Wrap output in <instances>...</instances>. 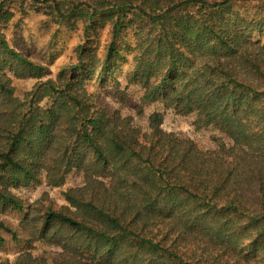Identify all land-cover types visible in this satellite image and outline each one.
<instances>
[{"label": "trees", "instance_id": "1", "mask_svg": "<svg viewBox=\"0 0 264 264\" xmlns=\"http://www.w3.org/2000/svg\"><path fill=\"white\" fill-rule=\"evenodd\" d=\"M38 3L0 0V215L33 210L29 239L0 230L60 252L17 264H264V0H44L54 39L78 22L83 38L57 80L20 96L7 69L50 70L1 29ZM105 82L124 106V84L142 91L136 116L87 86ZM170 111L210 145L165 129ZM75 170L69 205L14 191L62 187Z\"/></svg>", "mask_w": 264, "mask_h": 264}, {"label": "rangeland", "instance_id": "2", "mask_svg": "<svg viewBox=\"0 0 264 264\" xmlns=\"http://www.w3.org/2000/svg\"><path fill=\"white\" fill-rule=\"evenodd\" d=\"M33 2V1H30ZM42 3H38V7L41 11H36L34 9L30 10L28 14L18 15L9 24L2 27V31L5 34L10 45L19 52H22L30 59L37 61L40 64H45L50 70L42 79H36L32 77H17L16 73L7 69L8 76L13 80V86L16 88L17 93L20 96L26 95L28 92L34 90L36 85L41 82L53 78L57 80L58 73L63 67V63L67 59L68 54L73 49V42L79 41L83 38L82 34V23L78 22V28L72 30L69 25H63V34L59 40L54 39V34L57 31L58 25H53L48 28L44 22L48 19L47 11L44 6V0ZM43 8V9H42ZM73 24V23H72ZM72 26V25H71ZM109 28L105 29V34L102 36L101 40L106 41L108 39L107 31ZM65 37L67 40V45H64ZM63 39V41L61 40ZM54 41V43H53ZM2 71L5 72L6 66L3 65ZM108 83H102L101 86H96L92 83L87 85L91 89H95L98 93V99L104 104H109L110 108H119L123 106L124 111L130 113L134 116L137 115L136 110L133 109V100L136 102L141 101L142 91L140 89L132 88V85L127 88V84H124L123 90L125 96L128 97V104L124 106L119 98H115L109 91ZM155 109L154 106H147L146 112L150 114ZM164 127L169 132H183L192 137L201 146L210 145V137L208 134L199 133L192 127V119L182 117L173 114L171 111L166 113ZM83 177L78 171L70 172L66 178V181L62 187L49 188L43 185H32L30 187H22L15 189L14 191L18 196L22 197L28 205H34L38 196L43 190L48 192L49 198L57 206L69 205L70 203L65 199L64 192L70 189H77L82 187ZM30 215L26 218L20 216L17 213L10 212L7 214L0 215V221H6V224L12 225L14 228L21 230L20 238L29 239L31 232L29 228H33V220L31 211ZM23 226L26 228L23 230ZM30 234V235H29ZM3 237L5 242L0 244V260H6L8 264H17L21 256L25 253L31 252L34 255L43 254L47 255H57L60 250L55 247H51L41 239L33 240V243L27 244L24 242L17 243L13 241V236L3 230H0V238Z\"/></svg>", "mask_w": 264, "mask_h": 264}]
</instances>
